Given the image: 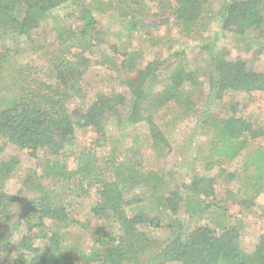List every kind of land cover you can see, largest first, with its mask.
I'll list each match as a JSON object with an SVG mask.
<instances>
[{
    "label": "trees",
    "instance_id": "1",
    "mask_svg": "<svg viewBox=\"0 0 264 264\" xmlns=\"http://www.w3.org/2000/svg\"><path fill=\"white\" fill-rule=\"evenodd\" d=\"M90 1L82 5L83 0H0V157L10 146L31 158L43 154L53 160L51 169L61 182L71 174L66 155L71 156L76 147L77 129L91 130L95 137L81 151L77 172L84 180L92 181L90 189L96 185V202L90 214L98 221L92 229V247L87 252L77 251L68 242L70 229L77 224L71 204L59 202L56 192L38 183L35 174L22 179L21 187L13 193L9 184L21 161L17 156L1 160L0 264H264V234L249 254L241 247L240 228L236 225H224L219 230L175 222L169 224L165 240L152 237L145 228L160 230L163 221L143 210L129 213V209L143 203L142 196H129L124 183L100 177L97 155L107 144L108 127L114 120L146 122L152 144L156 148L160 143L168 145L162 128L156 124V113L172 104L192 108L190 91L198 87L200 78L196 71L177 67L162 82L163 62L154 60L139 66V53L133 51L120 66L117 58L106 51L103 64L112 70L128 68L125 85L129 94L101 93L90 107H75L77 102L88 101L86 77L97 64L94 54L108 44L109 30L99 22L96 12L115 10L133 21L146 7L145 0ZM223 1L217 40L229 34L245 41L264 40V0ZM210 2L174 0L169 4L162 0L178 24L187 29L204 20ZM61 8L68 10L64 17L57 14ZM48 21L54 25L56 39L48 52V71L44 72L22 56L24 46ZM139 26L143 31L145 26ZM217 44L209 46V94L204 118L228 92L264 94V73L252 69L245 59H231V53ZM109 48L113 54L118 52L116 46ZM212 126L221 144L215 154L228 161L245 151L250 141L264 139V128L244 117H228ZM252 162L262 181L264 150L256 152ZM202 180L193 181L192 193L213 196V183L207 190H199ZM24 188L38 191L16 211ZM257 189L259 194L262 187ZM183 202L180 191L172 192L165 200L174 215ZM198 209L205 214L208 207L198 205ZM44 241L47 250L38 244Z\"/></svg>",
    "mask_w": 264,
    "mask_h": 264
},
{
    "label": "rangeland",
    "instance_id": "2",
    "mask_svg": "<svg viewBox=\"0 0 264 264\" xmlns=\"http://www.w3.org/2000/svg\"><path fill=\"white\" fill-rule=\"evenodd\" d=\"M83 1L82 5H85L90 0ZM165 1L171 4L174 0ZM145 2L144 11L133 21L115 10L107 14L96 12L99 22L109 30L108 44L94 54L97 64L86 77L88 101L77 102L74 106L83 104L88 108L101 93L129 94L125 85L128 68L112 70L109 65L103 64L102 58L106 51L117 58L120 66L126 61V55L133 51L139 53V66L154 60L163 62L159 79L162 82L175 68L183 67L196 71L200 83L195 91H190L192 108L172 104L159 112L157 110L156 124L162 128L168 145L160 143L156 148L152 144L146 122L128 124L125 120L120 123L114 120L108 127L107 144L97 155L101 167L99 175L109 181L124 183L129 196H142L143 203L129 209V213L134 215L143 210L163 221L160 230L145 228L152 237L165 240L169 235V224L175 222L191 228L208 225L219 230L224 225H236L240 228L242 249L251 254L264 234V178L259 181V174L252 162L256 152L264 150V139L250 141L245 151L228 161L215 154L220 151L221 144L217 129L212 124H218L228 117H244L257 127L264 128V94L228 92L205 118L204 112L209 94V46L217 42L219 48L231 53V59H245L252 69L264 73V40L245 41L234 34L224 35L217 40L221 34L219 11L223 0H211L204 20L192 29L179 25L162 0ZM67 12L61 8L57 14L64 17ZM141 24L145 26L143 31L139 26ZM53 26L48 21L45 28L35 32L32 40L24 46L22 56V59L35 62L44 72L48 71L47 56L53 50V41L56 39ZM111 45L116 46L118 52H110ZM206 118L209 123H204ZM76 136L73 154L66 155L71 174L61 182L51 169L53 160L43 154L31 158L10 146L0 161L11 156H17L21 161L9 184L13 193L21 187L22 179L35 174L38 183L56 192L59 202L71 204L77 224L71 227L68 242L77 251L87 252L93 245L92 229L98 225V221L90 214L96 202V185L90 189L92 181L84 180L77 171L81 151L92 144L95 134L91 130L78 128ZM132 173L134 178H131ZM196 178H203L200 191L207 190L213 183V196L192 193L190 188ZM257 186L262 187L259 194ZM24 191L19 197L16 211L34 197L38 190L34 192L24 188ZM174 191H180L185 198L177 215L172 214L165 204L166 198ZM198 205L208 207L205 214L200 213ZM38 244L44 250L48 249L46 241Z\"/></svg>",
    "mask_w": 264,
    "mask_h": 264
}]
</instances>
